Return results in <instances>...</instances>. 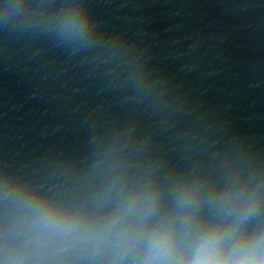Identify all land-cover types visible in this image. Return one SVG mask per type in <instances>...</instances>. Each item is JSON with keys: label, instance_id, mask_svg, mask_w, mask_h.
Returning <instances> with one entry per match:
<instances>
[{"label": "clouds", "instance_id": "9594fccd", "mask_svg": "<svg viewBox=\"0 0 264 264\" xmlns=\"http://www.w3.org/2000/svg\"><path fill=\"white\" fill-rule=\"evenodd\" d=\"M55 32L70 48L91 46L79 13ZM138 150L101 142L82 172L0 176V264H264V178L222 167L208 190L201 175L182 176L164 211L155 168L132 159Z\"/></svg>", "mask_w": 264, "mask_h": 264}]
</instances>
